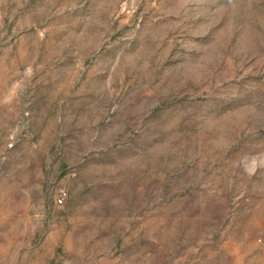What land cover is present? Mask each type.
Here are the masks:
<instances>
[{"label": "rangeland", "instance_id": "rangeland-1", "mask_svg": "<svg viewBox=\"0 0 264 264\" xmlns=\"http://www.w3.org/2000/svg\"><path fill=\"white\" fill-rule=\"evenodd\" d=\"M0 264H264V0H0Z\"/></svg>", "mask_w": 264, "mask_h": 264}, {"label": "built area", "instance_id": "built-area-1", "mask_svg": "<svg viewBox=\"0 0 264 264\" xmlns=\"http://www.w3.org/2000/svg\"><path fill=\"white\" fill-rule=\"evenodd\" d=\"M124 9H126L125 6H124ZM58 201H59L60 203H62V202H63V198L60 196Z\"/></svg>", "mask_w": 264, "mask_h": 264}]
</instances>
